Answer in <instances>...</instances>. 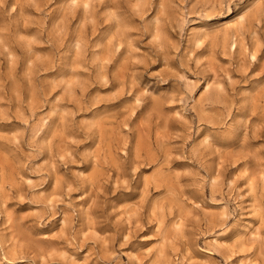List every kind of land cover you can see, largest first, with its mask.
<instances>
[{"label": "rangeland", "instance_id": "1", "mask_svg": "<svg viewBox=\"0 0 264 264\" xmlns=\"http://www.w3.org/2000/svg\"><path fill=\"white\" fill-rule=\"evenodd\" d=\"M0 264H264V0H0Z\"/></svg>", "mask_w": 264, "mask_h": 264}]
</instances>
